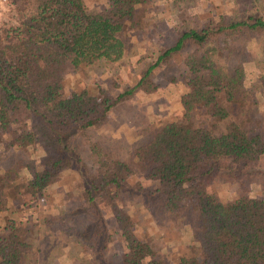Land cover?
Instances as JSON below:
<instances>
[{"label":"trees","instance_id":"trees-1","mask_svg":"<svg viewBox=\"0 0 264 264\" xmlns=\"http://www.w3.org/2000/svg\"><path fill=\"white\" fill-rule=\"evenodd\" d=\"M6 1L15 21L0 23V264H23L33 245L38 222L16 207L45 197L69 170L79 175L82 203H105L122 239L105 264H264V73L253 92L244 85L250 41L264 34V0H231V13L214 9L192 25L189 0H174L173 34L135 60L130 81H114V94L90 70L124 56L120 32L139 25L150 0H107L98 10L85 0ZM68 73L79 79L65 94ZM175 81L186 85L181 117L156 125L130 158L94 139L114 106ZM142 178L155 183L145 187ZM215 180L234 196L212 190ZM135 202L162 223L196 221L175 260L136 228ZM94 216L99 233L105 224Z\"/></svg>","mask_w":264,"mask_h":264},{"label":"rangeland","instance_id":"rangeland-1","mask_svg":"<svg viewBox=\"0 0 264 264\" xmlns=\"http://www.w3.org/2000/svg\"><path fill=\"white\" fill-rule=\"evenodd\" d=\"M85 1L92 10L101 9L108 4L107 0ZM186 5L190 25L202 22L214 9L226 13L235 9L231 0H189ZM178 12L174 0H150L139 25H126L120 32L126 42L124 56L113 65L94 66L90 70L91 76L108 86L113 94L116 93L114 81H130L135 60L157 49L161 42L171 37L179 23ZM10 21H15V15L6 1L0 7V23ZM250 48L251 55L245 63L247 75L244 85L247 91L253 92V82L259 74L264 73V34L253 37ZM78 79V75L74 73L66 75L65 94ZM185 90L186 85L182 81H175L164 82L150 93L138 92L113 107L109 121L96 127L94 139L99 140L105 148L112 149L124 158H130L132 148L152 132L156 125L167 119L181 117L183 107L180 94ZM260 109H264V104H260ZM78 176L74 170L66 171L49 188L45 197L33 200L29 205L16 207L20 216L29 215L38 222L31 237L33 245L26 252L23 264H105L106 257L119 256L122 239L110 228L112 223L108 220L111 221L112 214L109 207L105 203L91 209L85 206L75 190ZM138 179L136 175L131 180ZM142 182L145 187H150L155 180L142 178ZM210 187L224 198L235 194L234 187L220 180L213 181ZM258 192L259 186L255 184L252 193ZM128 209L136 228L140 231L147 230L152 235L162 256L175 260L190 242L196 225L193 218L178 219L175 225L167 220L164 224L160 214H153L142 202L130 203ZM94 215H98L99 221L105 224L104 230L99 233L98 219ZM3 220L4 217H0V222ZM168 225L171 226L168 228ZM109 233L112 235L110 238L107 237Z\"/></svg>","mask_w":264,"mask_h":264},{"label":"built area","instance_id":"built-area-1","mask_svg":"<svg viewBox=\"0 0 264 264\" xmlns=\"http://www.w3.org/2000/svg\"><path fill=\"white\" fill-rule=\"evenodd\" d=\"M6 2V0H0V7H3V4Z\"/></svg>","mask_w":264,"mask_h":264}]
</instances>
